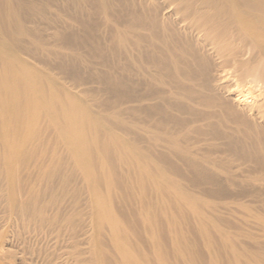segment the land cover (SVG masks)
<instances>
[{"label":"bare ground","instance_id":"bare-ground-1","mask_svg":"<svg viewBox=\"0 0 264 264\" xmlns=\"http://www.w3.org/2000/svg\"><path fill=\"white\" fill-rule=\"evenodd\" d=\"M65 1L73 6L74 13L86 10V0ZM65 1L64 7L58 4L59 8L55 1L52 9L48 0H0V27L22 52L34 50L33 58L39 56L37 51L50 52L63 65L71 59L79 60L85 41L92 40L94 48L86 49L98 53L107 42V56L101 53L107 73L100 74L98 84L106 85L108 93L123 92L127 106L121 110L128 114L126 117L134 113L140 116L138 122H125L123 126L141 137L146 145L144 151L158 149L161 142L172 152H178L193 174L207 180L210 179L206 174L216 172L218 162L229 163L230 174L217 175L225 184H230L233 178H249L259 173L260 168L264 169V0H95L96 10L101 15L104 13V18L107 15L106 41L102 34H94V28L85 24L86 36L80 38L71 21L62 18L72 10ZM49 12L55 18L47 23V36L64 44L58 49L50 46L46 51L34 37L40 31L35 19H45ZM5 63L9 71L0 73V111L8 114L13 100L25 112L39 109L43 90L34 87L38 81L34 63L28 59ZM17 83L24 85V92L12 88ZM67 87L65 90L74 95L83 93ZM67 108L69 115L74 112L72 99L68 100ZM69 124L72 128L76 126L73 118H69ZM192 133H198L200 138L194 135L200 140L193 141ZM2 139L6 158H13L22 144L9 129L2 130ZM184 140L193 141L190 147L194 148L189 149V142H186L189 148L181 146ZM70 145L77 149L79 140L72 139ZM203 147H210V152L203 151ZM131 148L124 146L123 150L129 156L141 153ZM222 148H226L233 160L224 155ZM137 158L136 167L148 177L152 175L153 158L143 153ZM256 184L263 188L264 179ZM11 198L14 202L11 210L21 226L34 231L39 228L46 239L44 256L37 257L40 264H109L112 256L108 250L118 259V264L155 263V251L150 257L143 256L133 248L131 240H126L127 231L107 200L96 191L88 214L90 226L82 231L79 241L69 238L64 225H53L46 220L44 211L35 204L33 192L26 199H18L13 189Z\"/></svg>","mask_w":264,"mask_h":264},{"label":"rangeland","instance_id":"rangeland-1","mask_svg":"<svg viewBox=\"0 0 264 264\" xmlns=\"http://www.w3.org/2000/svg\"><path fill=\"white\" fill-rule=\"evenodd\" d=\"M48 1L52 9L56 4L57 8L65 5V0ZM91 1L86 0L84 14L82 11L74 13L73 6L65 1L72 10L68 15L64 11L62 15L67 16L62 18L68 23L71 21L80 38H85V24L94 28V34H102L106 41L107 15L104 18V13L101 15L96 10L95 0ZM47 15L46 22L43 17L42 21L35 19L40 31H36L34 37L41 43L40 48L46 50L54 46L58 49L64 43L47 36L48 21L51 23L55 18L50 12ZM38 20L42 23H37ZM85 43L81 45L79 62L71 59L63 65L50 52L37 51L36 58H33L34 50H28L33 51L32 54L22 52L0 27V73L9 71L5 61L28 59L34 63L38 76L34 87L43 90L39 109L25 112L13 100L8 114L0 111V264H40L38 258L44 256L46 248L40 229L30 228L29 231L22 227L12 212L13 189L18 199H26L28 193L33 192L35 204L44 211L46 220L53 225H64L71 240L79 241L82 231L90 226L88 214L92 210L93 191H96L107 200L127 231L126 240L132 241L133 248L148 257L155 251L154 264H264V187L256 184L263 181L264 169L260 168L259 173L249 178H233L230 184H225L217 175L230 174L229 163L218 162L217 171L206 174L210 179L207 180L193 174L181 160L183 157L161 142L160 148L144 151L146 145L141 137L123 126L125 122H138L140 116L134 113L126 117L128 114L121 110L127 106L123 92L109 94L106 85L98 84L99 77L107 73V64L101 62L104 61L101 53L107 56V42L99 53L86 49L94 47L92 43ZM95 46L98 48L97 44ZM71 66H75V71ZM65 86L81 90L84 94L79 93L84 98L79 93L80 96L66 91ZM23 87L22 83H17L12 88L23 91ZM69 99L75 103L70 115ZM69 118L76 122L73 128ZM5 129L22 144L10 159L4 154L2 130ZM192 134L199 137L198 133ZM198 137L189 138L196 142ZM72 139L79 140L77 149L71 148ZM185 140L181 146H187L186 142L190 143L189 147L194 145L193 141ZM124 146L153 158L152 175L148 177L136 167L135 159L141 153L130 157L123 150ZM203 148L210 152V147ZM222 152L233 160L226 148H222ZM52 208L56 210L51 211ZM43 231L47 232L45 227ZM108 252L112 256L109 264H118L112 251Z\"/></svg>","mask_w":264,"mask_h":264}]
</instances>
